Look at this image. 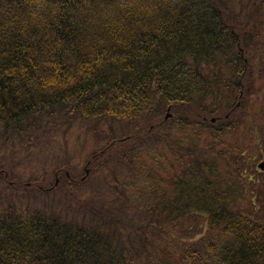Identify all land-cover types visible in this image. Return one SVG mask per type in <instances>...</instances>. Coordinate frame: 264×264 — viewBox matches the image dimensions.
<instances>
[{
	"label": "trees",
	"instance_id": "1",
	"mask_svg": "<svg viewBox=\"0 0 264 264\" xmlns=\"http://www.w3.org/2000/svg\"><path fill=\"white\" fill-rule=\"evenodd\" d=\"M262 158L264 0H0V264H264Z\"/></svg>",
	"mask_w": 264,
	"mask_h": 264
},
{
	"label": "rangeland",
	"instance_id": "2",
	"mask_svg": "<svg viewBox=\"0 0 264 264\" xmlns=\"http://www.w3.org/2000/svg\"><path fill=\"white\" fill-rule=\"evenodd\" d=\"M50 135L53 136L52 134ZM61 135L62 133H60V135L56 133L54 136L55 140L51 138L46 139V146L44 145L45 148L44 150H42V154H40L41 159L35 162L33 167L24 165H20L18 167L19 171L23 172V176L25 178L31 177L33 174H37L38 176L45 175V168L50 170L51 168L56 166L55 158H51L50 156L52 154L61 152V148L63 147H66V149L68 150L70 158L67 159L66 156L68 155H65V152H63V155H61L60 159H58V163L63 162L65 165H76L80 172H83L84 170V179H87V177H89L88 180H90L92 176L95 178V172H93L94 174L92 175L91 168H93L94 165L96 166V155L99 153L103 155L107 152L106 147L108 146V140L105 138L107 134L93 137L90 134H86L84 127H81L76 124L73 128H71V130H69V132H67L64 137ZM64 155L65 159L63 158ZM47 156L49 158H47ZM43 157L46 159L47 162H45ZM260 161H264V158H262V160ZM67 175H69L68 172ZM46 178L48 182L52 180L49 175L46 176ZM58 183L59 178L56 181V185H58ZM260 211H264V208L262 207ZM259 213L260 216L263 214L262 212ZM196 226L198 225L193 226L191 229L198 231V227Z\"/></svg>",
	"mask_w": 264,
	"mask_h": 264
},
{
	"label": "water",
	"instance_id": "3",
	"mask_svg": "<svg viewBox=\"0 0 264 264\" xmlns=\"http://www.w3.org/2000/svg\"><path fill=\"white\" fill-rule=\"evenodd\" d=\"M171 116H172V113L170 112V108H169V109H168V113H167L165 119H168V118H170ZM227 117H228V116H227ZM215 120H216L215 118L212 119L213 122H215ZM261 166L263 167L264 165L262 164Z\"/></svg>",
	"mask_w": 264,
	"mask_h": 264
}]
</instances>
